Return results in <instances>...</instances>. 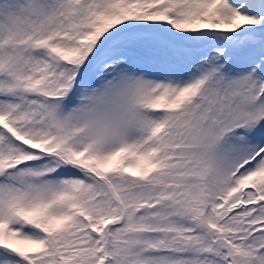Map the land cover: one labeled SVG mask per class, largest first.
Masks as SVG:
<instances>
[{"label":"snow or ice","instance_id":"obj_1","mask_svg":"<svg viewBox=\"0 0 264 264\" xmlns=\"http://www.w3.org/2000/svg\"><path fill=\"white\" fill-rule=\"evenodd\" d=\"M0 264H264V0H0Z\"/></svg>","mask_w":264,"mask_h":264}]
</instances>
